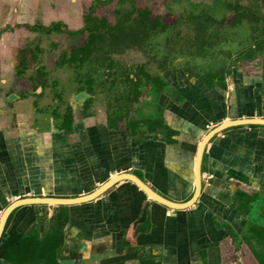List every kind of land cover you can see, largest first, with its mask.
Returning a JSON list of instances; mask_svg holds the SVG:
<instances>
[{"label": "crops", "instance_id": "obj_1", "mask_svg": "<svg viewBox=\"0 0 264 264\" xmlns=\"http://www.w3.org/2000/svg\"><path fill=\"white\" fill-rule=\"evenodd\" d=\"M79 1L0 0V32L11 24L63 27L75 21L70 16ZM11 30L0 38V63L9 72L15 62ZM256 65L261 62L237 63L223 89L193 77L185 86L169 79L172 72L162 73L168 84L161 97L154 103L147 89L139 109L147 114L161 105L165 128L143 136L126 129L128 118L116 122L117 112L113 119L89 100L83 103L89 90L67 87L69 98L56 110L58 90L7 87L0 94V214L19 198L86 194L120 172L137 175L168 199L187 200L202 136L224 120L264 117V71ZM66 107L71 117L64 120ZM58 214V264H264V126L229 127L209 140L201 193L186 209L167 208L123 180L89 202L18 207L5 231L28 236L35 229L42 238ZM0 264L14 263L0 257Z\"/></svg>", "mask_w": 264, "mask_h": 264}, {"label": "rangeland", "instance_id": "obj_2", "mask_svg": "<svg viewBox=\"0 0 264 264\" xmlns=\"http://www.w3.org/2000/svg\"><path fill=\"white\" fill-rule=\"evenodd\" d=\"M101 1L104 2L94 6L86 28L83 27V17L92 0L79 1L81 7L79 5L70 16L75 21H64V26L60 28L34 30L15 24H11L9 29L6 25L1 28L0 38L5 35L4 29L17 30L13 29L7 35L14 47L15 62L11 72H4L0 63V77L6 78L4 83L1 81L4 79L0 78V94L7 87H28L37 85L39 81L48 88L56 86L61 89L64 84L77 88V85L85 86L83 80L90 77L94 80L95 88L92 91L95 97L93 105L107 110L109 116L117 112L118 118L115 120L118 122L135 118L134 113L127 112L129 107L122 104L126 100L118 98L127 88V71L135 72L138 65H143L150 73L160 70H163V74L172 72L169 76L172 82L181 79V83L189 87L192 78L189 74L197 71L215 72L223 68L232 69L237 63L239 66L248 65L249 62H261V67L258 64L256 67L264 71V0ZM144 12H148L149 17H155L157 24L149 37L141 35L146 40L141 44L136 40L139 35L135 30L130 31L135 26L131 27L130 24H134L131 22L133 17L141 19ZM122 19L124 26L130 25V28L121 31L114 29ZM34 24L37 27L39 22ZM163 24L165 27L162 31ZM103 25H107L114 35L110 37L104 33L103 39L96 41L94 51L88 54L86 61L79 67L74 63V66L59 63L90 39L89 28L97 26L103 32ZM124 30L128 31V36H124ZM177 61L178 65L175 64ZM22 63L28 68L20 81L15 77H18L16 74ZM8 64L4 65L9 67ZM36 68L40 70L36 71ZM228 73H225V77ZM11 76L13 79H10ZM53 80L56 81L55 85L51 84ZM65 95L62 94L64 99L60 100V107H64L69 98V95ZM142 95L129 105L130 108L141 106Z\"/></svg>", "mask_w": 264, "mask_h": 264}, {"label": "trees", "instance_id": "obj_3", "mask_svg": "<svg viewBox=\"0 0 264 264\" xmlns=\"http://www.w3.org/2000/svg\"><path fill=\"white\" fill-rule=\"evenodd\" d=\"M94 6L95 4H91L88 12L85 14V20L87 23L89 22L90 14L92 13ZM140 17L141 19H137V17H133V20L130 19L132 23L134 22V24H130L131 27L132 25L135 26V29L131 28L130 31L132 32L135 30L137 35H139V38L136 40L141 42V44H144L146 40H144L143 37H149L151 31L155 29L157 20L155 17H149L148 12L142 13ZM130 25H128L129 27H125L121 23H117V27L115 26L114 29H127L130 28ZM87 26L88 25L86 24L85 28ZM102 27L105 28L103 32L98 30L99 28L97 26H94L91 29L88 27L90 31V39L83 46L75 49L76 51H74L73 57L70 58V61H84L88 58V54L94 51L96 41L103 39L104 33L110 37L114 35L113 31L107 25H103ZM163 27H165V24L162 25V31ZM127 33L128 31L124 30V36H128ZM142 33H145L146 35ZM141 35L144 36L142 37ZM210 35H213V33ZM175 64L178 65L179 61ZM159 72H161V70L155 73H149L143 65H138L135 72L127 71L125 75L127 88L124 91L125 93L122 92V97H125V100L130 98L137 100L140 95L149 89L154 97L153 101L155 103L157 98L161 97L163 88L167 85V81ZM226 72H229L228 68L205 73L197 71L195 74H189V77L196 78L199 82H203L207 87L218 86L223 89L225 88L224 83ZM153 109V112L147 114H142L139 108L134 110L136 117L128 119L125 125L126 129L128 131L130 130L132 133L137 131L138 135L143 136L146 132L154 133L158 129L165 128L162 117V106L155 104ZM62 225V218L58 214L53 229L46 233L42 238H39L35 229H33L28 236L15 231L9 233L3 232L0 238V257H4L14 264H26L29 262L39 264H58L55 258V252L63 242L61 233Z\"/></svg>", "mask_w": 264, "mask_h": 264}, {"label": "water", "instance_id": "obj_4", "mask_svg": "<svg viewBox=\"0 0 264 264\" xmlns=\"http://www.w3.org/2000/svg\"><path fill=\"white\" fill-rule=\"evenodd\" d=\"M240 125H262L264 126V117H242V118L224 120L220 122L219 124H217L216 126H214L213 128H211L209 131H207L202 136L197 146V150H196V154L194 158L193 192L191 196L185 201L179 202V201H173L171 199H168L165 196L158 193L157 191H155L153 188H151L137 175L130 173V172H120L118 174H115L109 177L106 181H104L97 188L93 189L92 191L86 194L80 195V196L66 197V198L49 197V196L24 197V198H19L17 200L10 202L7 206L4 207V209L2 210L0 214V237L4 230V226H5L8 216L17 207L24 206V205H32V204H42V205H48V206H63V205H75V204L89 202L99 197L101 194H103L106 190H108L110 187H112L117 182L123 181V180L134 183L140 188V190H142L146 194V196L149 199L167 208H170L173 210L186 209L192 206L196 202V200L198 199L201 193V166H202L203 153H204L207 143L214 135L221 132L222 130L229 128V127L240 126Z\"/></svg>", "mask_w": 264, "mask_h": 264}, {"label": "flooded vegetation", "instance_id": "obj_5", "mask_svg": "<svg viewBox=\"0 0 264 264\" xmlns=\"http://www.w3.org/2000/svg\"><path fill=\"white\" fill-rule=\"evenodd\" d=\"M104 1H99V0H96V1H92V5L93 4H101V3H103ZM91 6V5H90ZM127 17V16H126ZM83 19H84V26L83 27H85V25L87 24L88 25V23L86 22V20H85V15H84V17H83ZM123 22V23H122ZM124 22L125 21H123V19L121 20V22L120 23H122V25L124 26ZM62 25H60V24H58V23H52V24H50L49 26H43V25H38L37 27L35 26V28H34V30H36V29H38V30H46V31H49V30H51V29H54V28H60ZM74 54V53H73ZM73 54L69 57V58H65V57H63L62 59H61V61L59 62V63H61L62 65L63 64H69V65H72V66H74L73 65V63L76 65V66H80L81 65V63H83L84 61H86V59H88V58H86L84 61H82V62H79V61H70V58H72L73 57ZM20 57V56H19ZM28 67L26 66V65H24V63H22V65H21V67L19 68V70L17 71V74H16V76H18V77H15V78H17L18 80H20V78H21V76L22 75H24L25 74V70L27 69ZM38 70H40V69H37L36 68V71H38ZM58 69H56V71H57ZM39 73H40V71H39ZM150 73V72H149ZM163 77H164V75L162 74V71L161 72H159ZM19 74V75H18ZM82 79V78H81ZM164 79L166 80V78L164 77ZM83 80V79H82ZM92 82H91V81ZM20 81H22V80H20ZM85 83H86V85L85 86H78L77 85V89H80V90H84L85 92H88L87 90H89L90 92H89V94H90V98H87V99H84L83 100V103H85L86 101H90V103L92 102V96L94 95V93L92 92L95 88L93 87V83H94V80L92 79V78H90V77H88V78H85L84 80H83ZM167 81V80H166ZM64 82V81H63ZM16 83H18L17 81H16ZM55 83H56V81L55 80H53V82L51 83L52 85H55ZM41 87H43V86H45L44 85V83L42 82V81H39V83H38ZM167 84H168V81H167ZM53 87V89H55L56 91L58 90V92L56 93V95L55 96H53V97H56L57 99H58V101H57V105L59 106L61 103H60V100H62L63 99V96H62V94H63V91L67 88V87H70L68 84H64L63 85V87L61 88V89H57V87L56 86H52ZM55 87V88H54ZM72 87V86H71ZM74 88V87H73ZM94 88V89H93ZM164 89V88H163ZM146 92V91H145ZM144 92V93H145ZM163 92V91H162ZM122 94L123 93H121L120 95H119V98H118V100H120V99H125V97H122ZM140 97V96H139ZM129 98H130V96H129ZM137 100H134V99H128V100H126V102H123L122 104H124V105H127L128 107V110H127V112H130V111H132V112H135L134 110H136V109H138L139 107H137V108H134V109H132V108H130V104H132L133 102H136ZM123 107V106H122ZM125 107V106H124ZM60 106L59 107H57L56 108V110L57 109H59L60 110ZM120 108H121V106H120ZM119 108V111H121V109ZM126 107H125V109H127ZM118 109V108H117ZM122 111H123V109H122ZM60 112H62V111H60ZM70 112V113H69ZM115 112V111H114ZM114 115V114H113ZM67 117H71V108L70 107H66L65 108V112L63 113V118H64V120L67 118ZM112 118L113 119H115V117H113L112 116ZM69 126V123H67L66 124V127H68ZM32 205H34V204H32ZM21 207V206H20ZM18 208V207H17ZM16 209V208H15ZM14 209V210H15ZM13 210V211H14ZM12 211V212H13ZM11 212V213H12ZM10 213V214H11ZM10 216V215H9ZM9 216H8V218H9ZM8 218H7V220H8ZM7 220H6V223H7ZM6 223H5V226H4V230H3V232H5L6 233V231H5V228H6ZM3 232H2V234H3ZM2 234H1V236H2ZM1 238V237H0Z\"/></svg>", "mask_w": 264, "mask_h": 264}, {"label": "bare ground", "instance_id": "obj_6", "mask_svg": "<svg viewBox=\"0 0 264 264\" xmlns=\"http://www.w3.org/2000/svg\"><path fill=\"white\" fill-rule=\"evenodd\" d=\"M193 183H194V181H193Z\"/></svg>", "mask_w": 264, "mask_h": 264}]
</instances>
